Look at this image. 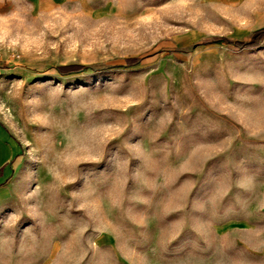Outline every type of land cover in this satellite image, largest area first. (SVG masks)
I'll use <instances>...</instances> for the list:
<instances>
[{
  "label": "rangeland",
  "instance_id": "obj_1",
  "mask_svg": "<svg viewBox=\"0 0 264 264\" xmlns=\"http://www.w3.org/2000/svg\"><path fill=\"white\" fill-rule=\"evenodd\" d=\"M261 27L264 0H0V264H264Z\"/></svg>",
  "mask_w": 264,
  "mask_h": 264
},
{
  "label": "trees",
  "instance_id": "obj_2",
  "mask_svg": "<svg viewBox=\"0 0 264 264\" xmlns=\"http://www.w3.org/2000/svg\"><path fill=\"white\" fill-rule=\"evenodd\" d=\"M262 36H264V27L256 29L252 32L251 41H255L259 37H262ZM210 42L223 43V44H226V45H228L234 49H237L240 47L232 39L225 37V36H213L210 38H206L199 43L200 44H206V43H210ZM199 43H194L191 46H189L188 48H185L184 50H188V49H190V47H194V46L198 45ZM242 44H244V43H242ZM123 61H124V63L122 65L125 67H128V66H132V65L137 64L140 61V57H126V58H124ZM87 67L88 66L81 65V64H66V65L57 66L56 69L58 70V72L60 74H68V73H72V72H78V71L83 70Z\"/></svg>",
  "mask_w": 264,
  "mask_h": 264
},
{
  "label": "crops",
  "instance_id": "obj_3",
  "mask_svg": "<svg viewBox=\"0 0 264 264\" xmlns=\"http://www.w3.org/2000/svg\"><path fill=\"white\" fill-rule=\"evenodd\" d=\"M19 152L20 144L11 136L10 132L0 124V166L13 160ZM15 160L17 159H14V161Z\"/></svg>",
  "mask_w": 264,
  "mask_h": 264
},
{
  "label": "bare ground",
  "instance_id": "obj_4",
  "mask_svg": "<svg viewBox=\"0 0 264 264\" xmlns=\"http://www.w3.org/2000/svg\"><path fill=\"white\" fill-rule=\"evenodd\" d=\"M2 191H3V189H2Z\"/></svg>",
  "mask_w": 264,
  "mask_h": 264
}]
</instances>
